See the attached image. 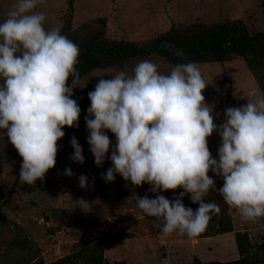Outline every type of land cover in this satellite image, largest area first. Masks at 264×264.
<instances>
[{"label": "clouds", "instance_id": "obj_1", "mask_svg": "<svg viewBox=\"0 0 264 264\" xmlns=\"http://www.w3.org/2000/svg\"><path fill=\"white\" fill-rule=\"evenodd\" d=\"M43 3L16 0L0 22V130L22 158L19 179L29 186L55 166L63 128L78 127L81 111L72 99L80 78L79 47L58 28H45V14L35 11ZM206 86L195 62L178 63L164 74L142 60L131 75L120 71L101 78L88 93L87 143L97 167L111 146L105 130L116 138L108 157L112 167L102 178L112 182L118 174L135 187L149 184L152 193L183 189L173 201L135 197L140 218L154 217L165 237L195 238L220 212L204 200L215 186L209 171L222 177L219 194L242 221L264 217V98L249 91L247 103L225 109L218 126L205 102ZM213 132L221 138L217 158L208 147ZM70 142V158L83 164L82 147L75 137ZM65 175L73 173L65 169ZM79 186L86 187L83 175ZM185 194L199 205L195 212L184 206Z\"/></svg>", "mask_w": 264, "mask_h": 264}, {"label": "rangeland", "instance_id": "obj_2", "mask_svg": "<svg viewBox=\"0 0 264 264\" xmlns=\"http://www.w3.org/2000/svg\"><path fill=\"white\" fill-rule=\"evenodd\" d=\"M68 0H44L35 9L46 16L44 26L50 30L64 25V14ZM71 29L82 38L96 30L103 29L109 39L126 40L138 44L165 32L171 26H183L193 22L210 24L223 19L242 18L256 31L264 29V0H72ZM16 0H0V22L7 19V13ZM105 19L102 28L100 19ZM82 25H86L82 28ZM150 60L158 71L170 73L173 67L158 56ZM126 63L123 71L129 75L137 63ZM207 84L203 91L205 102L213 108L214 123L224 121V111L229 107H240L247 103L249 91L255 89L257 96L264 98V71L258 78L249 70L237 54L220 62L197 64ZM120 72L112 68H96L89 77L81 78L73 88L72 99L80 107L78 127L63 128L65 135L57 142L58 152L55 166L48 170L43 181L33 186L22 184L20 173L22 158L0 130V264L48 263L69 254L74 245L84 247L99 237H106L120 231L134 233L133 237L111 240L104 243V256L110 262L125 261L126 264H187L197 253L200 238H188L172 234L165 237L154 217L141 216L135 197L147 194L150 199L163 195L169 201L179 196L183 189L157 193L149 191L145 183L135 187L120 175L107 182L102 178L112 167L108 157L115 146L113 133L105 130L111 146L102 166L97 167L87 143L89 131L86 126L87 109L91 101L88 93L95 89L99 79H110ZM71 79L68 86H71ZM75 137L82 147L84 163L74 162L71 138ZM221 138L217 132L208 138V147L213 158H217ZM70 169L73 175H65ZM86 177V187L79 186V177ZM214 180L212 188L218 191L223 179L211 171ZM77 201H85L78 205ZM194 212L198 204L192 203L185 194L182 200ZM226 213L233 216L236 210L227 207ZM215 223L210 220L206 230ZM201 233L200 235H203ZM220 235V234H219ZM264 236V227L249 230L251 244L256 247ZM201 241L202 260H234V240L230 236L220 238L208 236ZM205 244H208L206 247ZM195 249V250H194ZM261 264V263H260Z\"/></svg>", "mask_w": 264, "mask_h": 264}, {"label": "trees", "instance_id": "obj_3", "mask_svg": "<svg viewBox=\"0 0 264 264\" xmlns=\"http://www.w3.org/2000/svg\"><path fill=\"white\" fill-rule=\"evenodd\" d=\"M67 2L64 25L60 32L79 47V62L76 66L79 80L89 77L96 68L123 71L127 62L135 59L144 60L151 56L161 57L174 66L188 62L196 64L220 62L237 54L256 78L259 72L264 71V29L254 31L242 18L223 19L210 24L193 22L183 26H171L145 43L138 44L126 40L109 39L105 36L103 29L96 30L82 38L77 37L71 29L73 1L68 0ZM100 21L103 28L105 19L101 18ZM85 27L86 25H82V28ZM177 51H182L183 55H175ZM18 179L19 175L15 182ZM204 200L216 203L220 207V212L212 216L215 223L199 237L233 232L239 257L229 261L203 262L197 256H193L192 261L187 264H264V236L256 247L251 244L249 237V230L264 227V217L255 222H244L237 211L230 216L226 213L228 206L219 191L213 188ZM133 236L132 232L120 231L106 237H99L84 247L74 245L69 254L45 264H126L125 261L110 262L107 260L104 256V243Z\"/></svg>", "mask_w": 264, "mask_h": 264}, {"label": "crops", "instance_id": "obj_4", "mask_svg": "<svg viewBox=\"0 0 264 264\" xmlns=\"http://www.w3.org/2000/svg\"><path fill=\"white\" fill-rule=\"evenodd\" d=\"M218 237H216V238H220V237H224V236H230V239L228 240V241H232V240H234V234H233V232H228V233H223V234H220V235H217ZM211 239V237H205V238H200L198 241H196L197 243H199L200 242V248H199V246H197L196 247V249H197V253H195L194 255L195 256H197L201 261H203V262H207V261H209V260H202V257L200 256V254L202 253L201 252V250H202V245H201V241H204V240H206V241H208V239ZM208 244H205V246L204 247H206ZM195 250V249H194ZM233 253H234V259H237L238 257H239V255H238V252H237V250H236V247L234 248V251H233ZM210 261H212V260H210Z\"/></svg>", "mask_w": 264, "mask_h": 264}]
</instances>
